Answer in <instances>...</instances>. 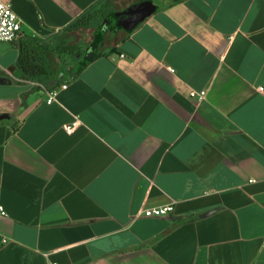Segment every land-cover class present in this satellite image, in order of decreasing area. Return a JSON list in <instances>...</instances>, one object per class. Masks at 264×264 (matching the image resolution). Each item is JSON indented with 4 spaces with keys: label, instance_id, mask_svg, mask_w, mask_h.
Wrapping results in <instances>:
<instances>
[{
    "label": "crops",
    "instance_id": "0c3cea01",
    "mask_svg": "<svg viewBox=\"0 0 264 264\" xmlns=\"http://www.w3.org/2000/svg\"><path fill=\"white\" fill-rule=\"evenodd\" d=\"M4 1L0 264H264V0Z\"/></svg>",
    "mask_w": 264,
    "mask_h": 264
},
{
    "label": "built area",
    "instance_id": "2783aa9c",
    "mask_svg": "<svg viewBox=\"0 0 264 264\" xmlns=\"http://www.w3.org/2000/svg\"><path fill=\"white\" fill-rule=\"evenodd\" d=\"M23 20L16 13V11L12 8V5L10 2L0 0V45L2 42H12L17 40V38L20 35L21 27H22ZM67 84L63 83L60 85V88H66ZM259 91L264 93V86L260 85L258 87ZM48 98L47 102L51 103L53 101L57 100V94L59 92L58 87H52L46 89ZM206 91H197V90H191L190 95L192 97H197L199 99H202L205 96ZM80 123V120L78 118H75L73 121L69 123H65L63 125V128L66 132L72 133L78 124ZM173 203H169L166 205L156 206V207H150L143 209L142 213H144L147 216H162L167 215L173 210ZM0 213L6 214V211H4L3 207L0 206ZM51 264H57V262H52Z\"/></svg>",
    "mask_w": 264,
    "mask_h": 264
},
{
    "label": "water",
    "instance_id": "95a60500",
    "mask_svg": "<svg viewBox=\"0 0 264 264\" xmlns=\"http://www.w3.org/2000/svg\"><path fill=\"white\" fill-rule=\"evenodd\" d=\"M155 9H156V4H154L150 0H146V1L141 2L139 5L134 6V7H130L129 9H127L123 12L129 13V14L135 13V12L140 13L136 19V21H139L142 18H144L145 16L152 13ZM5 116H7V114L0 113V118L5 117ZM211 212H213V210L205 211L203 213H200L199 216L204 217V216H207L208 214H210Z\"/></svg>",
    "mask_w": 264,
    "mask_h": 264
},
{
    "label": "flooded vegetation",
    "instance_id": "af4514ba",
    "mask_svg": "<svg viewBox=\"0 0 264 264\" xmlns=\"http://www.w3.org/2000/svg\"><path fill=\"white\" fill-rule=\"evenodd\" d=\"M139 14L140 13H137V12L133 13L131 15V18H128V22L131 24L132 22L136 21V19H137V17H138Z\"/></svg>",
    "mask_w": 264,
    "mask_h": 264
},
{
    "label": "trees",
    "instance_id": "16d2710c",
    "mask_svg": "<svg viewBox=\"0 0 264 264\" xmlns=\"http://www.w3.org/2000/svg\"><path fill=\"white\" fill-rule=\"evenodd\" d=\"M70 48H71V46H70ZM20 65H22V66H23V58H22V59H20Z\"/></svg>",
    "mask_w": 264,
    "mask_h": 264
},
{
    "label": "bare ground",
    "instance_id": "6f19581e",
    "mask_svg": "<svg viewBox=\"0 0 264 264\" xmlns=\"http://www.w3.org/2000/svg\"><path fill=\"white\" fill-rule=\"evenodd\" d=\"M139 12V11H138ZM133 13H131L130 15H132Z\"/></svg>",
    "mask_w": 264,
    "mask_h": 264
},
{
    "label": "rangeland",
    "instance_id": "374dc122",
    "mask_svg": "<svg viewBox=\"0 0 264 264\" xmlns=\"http://www.w3.org/2000/svg\"><path fill=\"white\" fill-rule=\"evenodd\" d=\"M71 49V48H70Z\"/></svg>",
    "mask_w": 264,
    "mask_h": 264
}]
</instances>
